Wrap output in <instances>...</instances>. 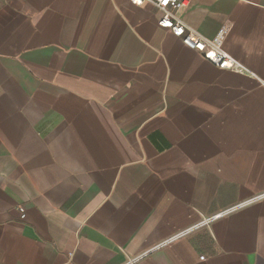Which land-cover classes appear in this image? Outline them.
<instances>
[{
  "label": "crops",
  "instance_id": "0c3cea01",
  "mask_svg": "<svg viewBox=\"0 0 264 264\" xmlns=\"http://www.w3.org/2000/svg\"><path fill=\"white\" fill-rule=\"evenodd\" d=\"M179 2L244 72L150 3L0 0V264H264V0Z\"/></svg>",
  "mask_w": 264,
  "mask_h": 264
},
{
  "label": "built area",
  "instance_id": "2783aa9c",
  "mask_svg": "<svg viewBox=\"0 0 264 264\" xmlns=\"http://www.w3.org/2000/svg\"><path fill=\"white\" fill-rule=\"evenodd\" d=\"M136 7H142L146 3L152 4L161 14L158 26L169 30L173 35L182 39L184 44L203 55L204 59L221 70L244 72L243 66L234 60L225 50L224 42L228 33L226 27L222 28L213 40L200 36L196 31L187 27L176 15L181 6L179 0H130ZM21 219L26 218L25 210L20 209ZM219 214L214 218H220ZM203 257L201 260H204Z\"/></svg>",
  "mask_w": 264,
  "mask_h": 264
}]
</instances>
